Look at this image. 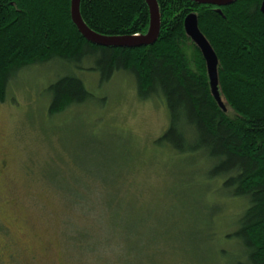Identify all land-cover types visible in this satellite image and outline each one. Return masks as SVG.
<instances>
[{
    "label": "rangeland",
    "instance_id": "obj_1",
    "mask_svg": "<svg viewBox=\"0 0 264 264\" xmlns=\"http://www.w3.org/2000/svg\"><path fill=\"white\" fill-rule=\"evenodd\" d=\"M63 69L21 70L0 102V264H99L74 235L101 238L114 211L133 253L120 264H150L145 245L158 264L239 261L240 244L226 235L245 202L205 181L199 158L153 145L168 125L162 101L139 100L125 73L99 85L85 70L77 73L95 100L49 117L46 87ZM71 195L92 199L97 221L69 207Z\"/></svg>",
    "mask_w": 264,
    "mask_h": 264
},
{
    "label": "trees",
    "instance_id": "obj_2",
    "mask_svg": "<svg viewBox=\"0 0 264 264\" xmlns=\"http://www.w3.org/2000/svg\"><path fill=\"white\" fill-rule=\"evenodd\" d=\"M261 1L215 6L156 0V40L145 46L115 47L93 44L78 31L71 0H0V102L15 74L35 64L55 62L64 67L46 87L49 117L95 100L77 72H96L99 85L117 73L129 75L139 100L157 98L166 108L168 125L153 145L199 158L205 181H218L226 197L244 200L235 229L226 235L240 244V259L236 254L227 264H264ZM79 12L88 28L107 36L143 35L150 26L145 0H80ZM190 12L196 14L199 30L217 55V88L225 110L212 96L200 50L185 33L183 22ZM71 196L69 207H80L85 219L97 221L92 199ZM109 223L110 230L101 229V238L92 232L76 233V250L83 256L93 253L99 264H120L122 256L126 261L132 251L125 240L124 214L111 212ZM140 253L150 264H158L152 258L154 246L145 245Z\"/></svg>",
    "mask_w": 264,
    "mask_h": 264
},
{
    "label": "water",
    "instance_id": "obj_3",
    "mask_svg": "<svg viewBox=\"0 0 264 264\" xmlns=\"http://www.w3.org/2000/svg\"><path fill=\"white\" fill-rule=\"evenodd\" d=\"M150 15V26L146 34L140 35H130V36H107L103 34L96 33L92 31L83 22L80 12L79 3L80 0H71V16L72 21L76 25L78 31L91 43L101 45V46H115V47H136L145 46L152 44L158 35L159 30V13L156 0H145ZM201 4H211L215 6H225L229 5L236 0H193ZM260 11L264 14V0L261 1ZM184 30L186 35L194 42L201 52V55L206 64L207 75L209 79V86L213 98L218 103V105L225 110V106L220 98L217 84V66L218 58L214 52L212 46L201 33L198 27L197 16L194 13L187 15L184 19Z\"/></svg>",
    "mask_w": 264,
    "mask_h": 264
},
{
    "label": "bare ground",
    "instance_id": "obj_4",
    "mask_svg": "<svg viewBox=\"0 0 264 264\" xmlns=\"http://www.w3.org/2000/svg\"><path fill=\"white\" fill-rule=\"evenodd\" d=\"M191 13H193V12H190L189 14H191ZM189 14H187V15H189ZM187 15H186V16H187ZM186 16H185V17H186ZM184 19H185V18H184ZM183 23H184V22H183ZM147 32H148V31H147ZM140 35H142V34H140Z\"/></svg>",
    "mask_w": 264,
    "mask_h": 264
}]
</instances>
